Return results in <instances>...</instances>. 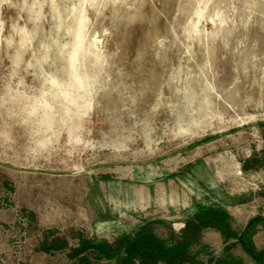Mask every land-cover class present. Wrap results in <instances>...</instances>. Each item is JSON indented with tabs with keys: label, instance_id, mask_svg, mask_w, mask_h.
<instances>
[{
	"label": "rangeland",
	"instance_id": "374dc122",
	"mask_svg": "<svg viewBox=\"0 0 264 264\" xmlns=\"http://www.w3.org/2000/svg\"><path fill=\"white\" fill-rule=\"evenodd\" d=\"M263 195L264 0H0V264L166 239L196 204L242 228ZM227 246L191 251L247 263Z\"/></svg>",
	"mask_w": 264,
	"mask_h": 264
},
{
	"label": "trees",
	"instance_id": "16d2710c",
	"mask_svg": "<svg viewBox=\"0 0 264 264\" xmlns=\"http://www.w3.org/2000/svg\"><path fill=\"white\" fill-rule=\"evenodd\" d=\"M264 200V195H263ZM148 222L130 235L117 238L112 244L79 239L78 246L69 250L68 258L76 264H200L198 253L191 248L199 242L201 233L212 229L219 233L229 249L238 245L256 264H264V250H256L253 236L257 227L264 231V219L260 216L249 220L244 227L235 225L233 218L221 207L196 204L178 235L168 230L166 239L155 234ZM229 243H231L229 245ZM204 248L201 247V251ZM214 264H242L230 256L217 259Z\"/></svg>",
	"mask_w": 264,
	"mask_h": 264
},
{
	"label": "crops",
	"instance_id": "0c3cea01",
	"mask_svg": "<svg viewBox=\"0 0 264 264\" xmlns=\"http://www.w3.org/2000/svg\"><path fill=\"white\" fill-rule=\"evenodd\" d=\"M254 246L255 247H257V245L254 243ZM238 245H235L234 246V248H237L238 249ZM240 249V248H239ZM243 253V252H242ZM244 255H246L245 253H244ZM247 256V255H246ZM247 258V259H246ZM243 260H245L247 263L246 264H251V263H254V264H256L255 262H253L248 256L247 257H243ZM252 261V262H251Z\"/></svg>",
	"mask_w": 264,
	"mask_h": 264
}]
</instances>
